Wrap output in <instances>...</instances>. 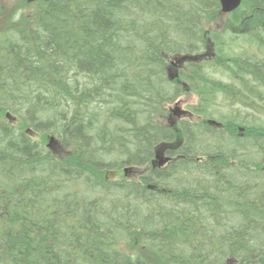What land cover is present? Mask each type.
<instances>
[{
	"label": "trees",
	"instance_id": "16d2710c",
	"mask_svg": "<svg viewBox=\"0 0 264 264\" xmlns=\"http://www.w3.org/2000/svg\"><path fill=\"white\" fill-rule=\"evenodd\" d=\"M27 8L0 5V264H264V0L226 18L219 0ZM228 62L231 82L213 77ZM190 92L194 119L172 125ZM226 100L251 111L214 119Z\"/></svg>",
	"mask_w": 264,
	"mask_h": 264
},
{
	"label": "rangeland",
	"instance_id": "374dc122",
	"mask_svg": "<svg viewBox=\"0 0 264 264\" xmlns=\"http://www.w3.org/2000/svg\"><path fill=\"white\" fill-rule=\"evenodd\" d=\"M34 1L35 0H0V5L3 8L9 10L10 12H13L14 15L16 13H19V11L20 12L22 11L24 14L28 15L29 14V9L27 7L30 6V5H33ZM31 10H33V7H31ZM214 24L215 23H213V25ZM5 27H6L5 25L0 23V31H3L5 29ZM208 29H211V26L208 25ZM231 30H233V31L232 32H225L224 33L225 34L224 37H225L226 42L230 43L232 45V48H233V50L230 49L228 51V53H229L228 55L230 57H232V56L235 57V56H239L240 54H242V51H243L242 48L244 46V42H243L244 36H242V34H243L242 31H246L247 30V25H245L244 27H237L236 26V27H233ZM259 37L260 36H255L253 38H254L255 41H257L256 38H259ZM208 42H210L209 38H208ZM255 43H257V42H254L253 44H251L249 46V48L256 49L258 47V44H255ZM252 55L256 56V54H254V53H252ZM256 57L258 58L259 56L257 55ZM175 70L176 69L173 68V72ZM229 72L230 71H228V73H226L225 71L224 72H218V67H216V68H213V72L212 73H213V77H215V78H218V79L223 78L224 81L231 82V79L228 78L229 77ZM197 103H198V96L195 93H193V92L184 93L174 103L171 104L170 108L174 109V108H176V106H179L182 110H187V109L191 110V106L195 105ZM223 103L224 104L222 106H217V112H215L214 115H213V118L217 119L219 121H220L221 114H224V113H228L231 116H234V114L235 115L236 114L237 115L243 114V116H244L245 115L244 112H247V111L250 112L251 111L247 107L243 106L241 103H235V104L228 105V101L227 100L223 101ZM182 119H192L193 120L194 117L192 115H189V116H186L184 118H181L180 120H182ZM13 120H15V118H13ZM14 123L18 125V120H16ZM46 146H48V144H46ZM53 147H54V150L56 152H58L60 150L61 151L65 150V147H64V145L62 143H59L58 145H57V143H55L53 145ZM49 149H50V147H49ZM123 173L125 174L124 170H123ZM122 245L123 246H127V243L125 242Z\"/></svg>",
	"mask_w": 264,
	"mask_h": 264
},
{
	"label": "water",
	"instance_id": "95a60500",
	"mask_svg": "<svg viewBox=\"0 0 264 264\" xmlns=\"http://www.w3.org/2000/svg\"><path fill=\"white\" fill-rule=\"evenodd\" d=\"M220 4H221V12L225 14L236 10L242 4V0H220ZM174 112L178 115L184 113V111H182L179 107L174 109ZM54 140H55L54 136H51L48 145L52 146ZM157 159L159 160V166H162L167 161H169L170 158L157 156Z\"/></svg>",
	"mask_w": 264,
	"mask_h": 264
},
{
	"label": "flooded vegetation",
	"instance_id": "af4514ba",
	"mask_svg": "<svg viewBox=\"0 0 264 264\" xmlns=\"http://www.w3.org/2000/svg\"><path fill=\"white\" fill-rule=\"evenodd\" d=\"M230 59H228V61H229ZM231 68V66H230V62H228V65H227V70L228 69H230ZM128 177H129V173H128Z\"/></svg>",
	"mask_w": 264,
	"mask_h": 264
},
{
	"label": "bare ground",
	"instance_id": "6f19581e",
	"mask_svg": "<svg viewBox=\"0 0 264 264\" xmlns=\"http://www.w3.org/2000/svg\"><path fill=\"white\" fill-rule=\"evenodd\" d=\"M250 90H251V89H250ZM7 114L10 115V112H7ZM129 168H130V167H125V168H124L125 173H126V170L129 169Z\"/></svg>",
	"mask_w": 264,
	"mask_h": 264
}]
</instances>
